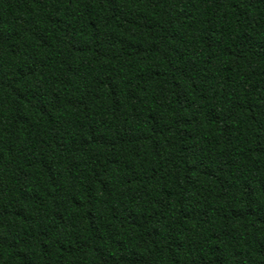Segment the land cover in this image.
I'll return each instance as SVG.
<instances>
[{"label": "trees", "instance_id": "obj_1", "mask_svg": "<svg viewBox=\"0 0 264 264\" xmlns=\"http://www.w3.org/2000/svg\"><path fill=\"white\" fill-rule=\"evenodd\" d=\"M0 264H264V0H0Z\"/></svg>", "mask_w": 264, "mask_h": 264}]
</instances>
